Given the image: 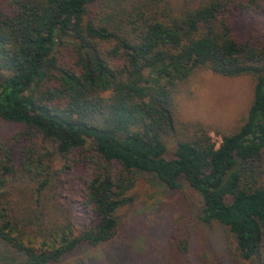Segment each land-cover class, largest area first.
<instances>
[{"label": "trees", "instance_id": "trees-1", "mask_svg": "<svg viewBox=\"0 0 264 264\" xmlns=\"http://www.w3.org/2000/svg\"><path fill=\"white\" fill-rule=\"evenodd\" d=\"M203 70L255 82L230 132L178 116ZM0 120V264L90 263L141 177L183 202L167 264L192 263L206 224L225 246L203 264H264L262 0H0Z\"/></svg>", "mask_w": 264, "mask_h": 264}, {"label": "rangeland", "instance_id": "rangeland-1", "mask_svg": "<svg viewBox=\"0 0 264 264\" xmlns=\"http://www.w3.org/2000/svg\"><path fill=\"white\" fill-rule=\"evenodd\" d=\"M254 86L249 75L226 77L207 70L197 72L180 87L178 116L185 121H203L230 132L242 124L254 98ZM12 132V125L0 120V142ZM212 136L217 143L221 141L214 132ZM136 191L138 203L124 227L113 239L83 253L91 260L88 264H167L171 221L180 212L182 199L164 185L145 177L137 182ZM194 197L192 213L196 215L201 196L194 193ZM82 221L75 224L80 226ZM192 239L194 258L191 264H203L199 255L204 244L210 256L222 253L225 246L223 230L215 224L195 228Z\"/></svg>", "mask_w": 264, "mask_h": 264}]
</instances>
